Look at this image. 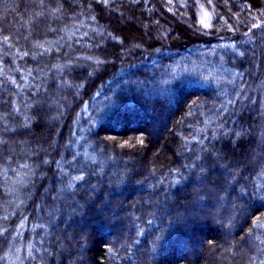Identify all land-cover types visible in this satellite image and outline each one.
<instances>
[{
  "label": "trees",
  "instance_id": "trees-1",
  "mask_svg": "<svg viewBox=\"0 0 264 264\" xmlns=\"http://www.w3.org/2000/svg\"><path fill=\"white\" fill-rule=\"evenodd\" d=\"M225 1L233 32L145 38L119 19L155 30L178 0H0V257L23 245L0 264H264V141L234 154L261 106L241 30L264 0Z\"/></svg>",
  "mask_w": 264,
  "mask_h": 264
},
{
  "label": "rangeland",
  "instance_id": "rangeland-1",
  "mask_svg": "<svg viewBox=\"0 0 264 264\" xmlns=\"http://www.w3.org/2000/svg\"><path fill=\"white\" fill-rule=\"evenodd\" d=\"M182 0H178L180 6L175 9H181L180 11L178 10V12H176L174 9H168L169 13L171 14V18L167 19V23H163V25L161 26H155V30H153L152 28H150V25L153 23V21L151 20L150 17L147 18L145 24H141V21H139V17L136 15L133 16H123L120 20V22L122 24H127L128 20H132V22L130 21L129 23L131 25H133V27L139 26L140 27V33L143 34V36L146 38L147 36H164L165 34L168 33L169 28L172 29V24L173 22H176L177 25L181 28H185V29H189L192 26L197 28H201L202 30H211L212 27L215 31V33H218L221 30H226V32H233L236 29H234V22L237 20V15H238V11L240 10L239 7L237 6L236 8H234L235 12L231 10L230 12V8L227 6L226 1L222 2V5H224V7L226 8L225 10L220 8V6L217 4L216 0H185V2H181ZM193 6V11H194V23H191V17L189 14V7ZM159 16L161 17L162 15L159 14ZM252 16L246 30L243 32V30H241L242 35H241V39L243 41H247L248 43H250V50L249 53L253 54V51L255 52V62L253 63V72H257V69H259L258 73L259 75L257 76V78H259V82H257L256 79V84L258 86H260L261 88H263V93L261 94V100H260V108H257L256 114H257V120H256V124L251 127V129L249 131H247V135L252 136V134L254 135V141L253 143L250 145V147L247 145V143H245L242 147V149L238 152V150L236 148H234V154H235V158L240 159V160H254L257 158V156H262V153L260 151H258L259 148H261L260 144L263 143L264 141V6L262 7L261 11L258 10L255 13H252ZM138 24V25H137ZM213 25V26H212ZM211 27V29H209ZM162 38V37H161ZM260 55L263 54V62L262 60H259V62L257 61L256 55ZM262 58V57H261ZM66 59V58H65ZM68 60L63 61L64 62V66H69V65H77L80 66L82 68H88L89 65H91L93 63L92 58L90 56H85L83 54H76L74 56H71L70 58H67ZM261 66H260V65ZM91 67V66H89ZM54 69H57L56 67H53ZM96 68V67H95ZM60 69V68H59ZM58 69V70H59ZM263 71V73H262ZM261 73V76H260ZM256 85V87H257ZM61 87V84L57 85V89L59 90V88ZM251 88H248V91H250ZM258 98H259V94H258ZM46 106L49 108H52V113L50 112H46V114H41V119L39 121V123L43 124L44 128L50 130V125L52 126V120H57L58 116L55 114L54 111L55 107L57 106V101L50 99L48 102L45 103ZM49 130H47V133L44 135H42L41 140L39 142H41L40 144L36 143L37 146H34V149L37 148H45L46 151H50L54 142L56 141V132L52 131V135L48 136L49 134ZM54 134V135H53ZM17 143H24L22 141H17ZM28 155V154H27ZM259 161V160H258ZM45 162V159L42 161V163ZM29 182L30 179L28 178ZM49 189V184H47L45 186V188L43 189V194H45V192ZM61 188L58 189V191L60 192ZM59 192H57L56 195L59 194ZM56 203L57 201L54 200L53 203V208H56ZM21 227V226H20ZM17 228L16 233H18V231L21 230V234L24 231V227L21 228ZM16 235V234H15ZM22 236V235H21ZM25 237V236H24ZM21 238V237H19ZM23 239V237H22ZM19 243L17 244V246H13V244L10 242L7 245L6 251L3 253V255H1L0 260L2 259H7L8 255L12 252L17 253L19 249H21V251H23V245H21L20 243V239L18 241ZM31 245L28 246V249L30 248ZM21 247V248H20ZM27 249V250H28ZM35 257L37 258L39 256V258L41 257L40 255V249L39 247H37V249H35ZM42 252V251H41ZM20 254V253H19ZM28 256L30 258L29 261H31L33 264L35 263L34 257H32V254H29V252H27L24 256V258ZM28 259L26 257L25 261H23L22 263L25 262L28 263ZM5 264H15L13 263V260H9L5 263Z\"/></svg>",
  "mask_w": 264,
  "mask_h": 264
}]
</instances>
